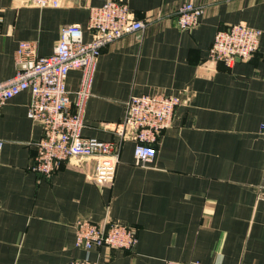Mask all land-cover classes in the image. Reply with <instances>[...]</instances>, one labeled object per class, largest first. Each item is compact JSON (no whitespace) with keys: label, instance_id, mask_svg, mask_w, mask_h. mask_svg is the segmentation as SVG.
Returning <instances> with one entry per match:
<instances>
[{"label":"crops","instance_id":"0c3cea01","mask_svg":"<svg viewBox=\"0 0 264 264\" xmlns=\"http://www.w3.org/2000/svg\"><path fill=\"white\" fill-rule=\"evenodd\" d=\"M191 1L203 14L191 29L176 26ZM143 32L102 48L82 135L118 142L113 129L125 103L142 94L179 99L171 126L145 166L124 140L111 183L92 180L96 161L70 158L50 177L31 170L42 129L27 118L29 92L0 109V264H65L86 256L96 264H264V0H124ZM100 0H62L57 8L0 0V81L13 76L21 41L49 56L60 28L78 24L91 40L89 8ZM239 22L261 31L251 58L226 66L208 51L214 35ZM81 79L65 80L73 101ZM75 110L74 106L71 109ZM127 133V129L125 130ZM132 226L131 249L75 246V223L104 220Z\"/></svg>","mask_w":264,"mask_h":264},{"label":"built area","instance_id":"2783aa9c","mask_svg":"<svg viewBox=\"0 0 264 264\" xmlns=\"http://www.w3.org/2000/svg\"><path fill=\"white\" fill-rule=\"evenodd\" d=\"M99 6L89 8L87 27L91 40L83 41L78 24H65L60 28L59 40L49 56L37 54L33 42H19L14 53L15 72L0 81V109L5 102L23 91L29 92L26 115L39 125L42 137L35 142L36 155L31 170L50 177L60 162L70 158L96 161L92 180L98 185L111 183L119 163V151L124 140L134 143L133 158L138 166H145L155 156L157 136L169 128L179 99L172 95L142 94L131 96L125 103V116L113 131L119 141H104L82 135L84 105L90 95V85L97 58L103 47L127 34L141 33L144 20H137L124 0H100ZM39 8H57L62 0H26ZM203 14L200 6L188 1L177 9L176 26L191 29L199 24ZM1 22V16H0ZM261 31L239 22L215 33L208 51L212 61L232 66L245 62L257 51ZM79 70L81 79L73 92L74 100L66 90L69 71ZM74 106V112L71 110ZM127 129V133L125 130ZM0 141V149L2 148ZM257 197L264 201L261 194ZM137 242L132 226L104 220L94 223L78 220L75 223V246L87 254L93 248L127 250ZM65 264H96L87 256ZM165 264H200L199 261H167Z\"/></svg>","mask_w":264,"mask_h":264}]
</instances>
